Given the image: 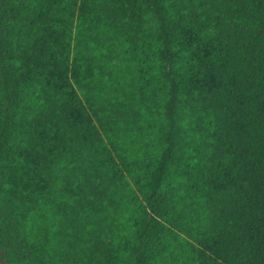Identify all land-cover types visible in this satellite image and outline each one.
<instances>
[{
  "label": "trees",
  "instance_id": "trees-1",
  "mask_svg": "<svg viewBox=\"0 0 264 264\" xmlns=\"http://www.w3.org/2000/svg\"><path fill=\"white\" fill-rule=\"evenodd\" d=\"M0 264H264V0H0Z\"/></svg>",
  "mask_w": 264,
  "mask_h": 264
}]
</instances>
